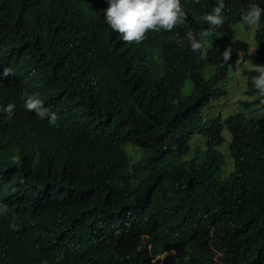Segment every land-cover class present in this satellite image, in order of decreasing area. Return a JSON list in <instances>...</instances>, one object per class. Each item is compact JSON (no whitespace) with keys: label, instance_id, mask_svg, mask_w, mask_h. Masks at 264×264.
Returning <instances> with one entry per match:
<instances>
[{"label":"trees","instance_id":"16d2710c","mask_svg":"<svg viewBox=\"0 0 264 264\" xmlns=\"http://www.w3.org/2000/svg\"><path fill=\"white\" fill-rule=\"evenodd\" d=\"M223 2L224 35L207 38L201 60L186 32L206 30L199 17L218 0H181L187 25L139 44L105 23L107 0H0V73L13 72L0 106L15 105L0 111V264H264V116L203 121L227 94L234 26L264 0ZM255 39L251 58L264 66V15ZM256 75L242 68L264 109ZM29 95L54 125L25 109ZM224 130L225 154L214 149ZM197 134L208 147L199 162L188 157Z\"/></svg>","mask_w":264,"mask_h":264},{"label":"clouds","instance_id":"9594fccd","mask_svg":"<svg viewBox=\"0 0 264 264\" xmlns=\"http://www.w3.org/2000/svg\"><path fill=\"white\" fill-rule=\"evenodd\" d=\"M107 3L108 8L104 12L105 23L114 32L120 34L122 40L126 44L142 43L147 39L148 32L172 31L177 26L187 25L188 15L181 4V0H107ZM224 9L225 3L223 0H218L217 5L212 9L211 13L199 17V20L206 23L208 28L198 33L192 30L186 32V38L190 42L191 50L194 53H198L201 60L207 59V38L216 35V30L220 29L225 23L226 17L224 15ZM262 15H264V8L252 4L249 6V10L243 15L242 19L247 25L255 26L256 31V28H259ZM254 48L251 57L255 53L257 42ZM231 52V48H227L223 52L222 66L231 59ZM238 55L241 58L237 59L236 63L243 62L242 53ZM251 71L258 73L252 80L258 95L264 97V66L251 63ZM12 74V69L5 67L2 73H0V79L10 77ZM245 90L244 94L247 96ZM24 107L28 112L34 113L35 116L41 120L48 118L49 124L54 125L58 119L57 114L55 112H50V110L44 106V102L36 95L27 96ZM0 111L7 113L9 117H11L14 115L15 105L9 103L6 107L0 106ZM229 160L231 161L230 158ZM10 163L12 165H20L22 163L20 156H11ZM230 165L231 163L227 165L229 169ZM225 168L226 167H224L223 170H225ZM228 173L229 171L225 174L223 173V176L226 177ZM6 210V206H0V212ZM10 228L16 230V224L14 222L11 223Z\"/></svg>","mask_w":264,"mask_h":264},{"label":"rangeland","instance_id":"374dc122","mask_svg":"<svg viewBox=\"0 0 264 264\" xmlns=\"http://www.w3.org/2000/svg\"><path fill=\"white\" fill-rule=\"evenodd\" d=\"M219 36H223L224 32H221L217 30ZM255 26H249L244 21L237 23L234 26V34L231 41V44L227 48H231V53H236L237 55L239 53H242V60L243 62L236 63L234 67L230 68L227 74V77L223 83H221V86L226 88L227 94L224 98H222L219 102H214L210 104V106L203 111V121L205 122V125H208L211 118L215 117L218 113L226 112L227 110H232L237 113H243L246 115H252L256 118L264 116V109L261 108V105L253 104L255 97L252 98L250 95H245V81L242 76V68L243 67H249L251 68V63L254 64L253 59L250 58L251 54L253 52L254 46L256 45L255 38ZM209 46L210 41L207 39ZM226 48V49H227ZM241 57L238 55V59ZM213 67L206 66L202 73L204 75V71L209 73ZM191 83L189 78H186L185 86L183 88L184 94H187L189 91V88H191ZM246 102L247 105L244 108H241V104L239 102ZM227 113V112H226ZM226 113H223L222 116H224ZM223 142L220 146L214 147V149L220 151L221 153L225 154L229 152V142L230 137L226 130L223 131ZM188 148H189V156L191 158H194L196 161H201L205 158L203 155V152H205L208 147L205 142V138L199 134L194 135L188 142ZM127 153H130L132 147L130 145H126L124 147ZM225 160L228 164L231 163L229 160V156L225 155ZM227 171H229V166H226L225 170L222 171L221 177H223V173L225 174Z\"/></svg>","mask_w":264,"mask_h":264}]
</instances>
